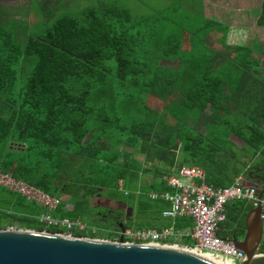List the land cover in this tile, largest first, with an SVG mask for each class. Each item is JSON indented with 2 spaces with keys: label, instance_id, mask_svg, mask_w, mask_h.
I'll return each instance as SVG.
<instances>
[{
  "label": "trees",
  "instance_id": "16d2710c",
  "mask_svg": "<svg viewBox=\"0 0 264 264\" xmlns=\"http://www.w3.org/2000/svg\"><path fill=\"white\" fill-rule=\"evenodd\" d=\"M162 19L110 5L90 10L83 23L60 17L21 46L0 31V172L64 197L51 215L85 222L76 236L117 241L126 228L184 230L192 219L162 218L168 202L149 196L171 191L164 175L179 164L198 166L206 184L229 187L240 171L249 181L247 173L264 166L263 46L217 50L206 37L221 24L203 19L204 49L185 54L181 42L189 37L158 44ZM256 23L264 29V2ZM168 61L175 65H159ZM154 99L161 108L151 107ZM256 176L264 181V170ZM0 194V229L60 231L37 223L40 206L6 189ZM227 208L222 238L243 232L251 209ZM262 232L256 252L264 253V221ZM181 243L194 244L189 237Z\"/></svg>",
  "mask_w": 264,
  "mask_h": 264
},
{
  "label": "built area",
  "instance_id": "2783aa9c",
  "mask_svg": "<svg viewBox=\"0 0 264 264\" xmlns=\"http://www.w3.org/2000/svg\"><path fill=\"white\" fill-rule=\"evenodd\" d=\"M204 180V172L200 167L182 164L178 167L176 175H164L162 178L171 191L152 192L149 195L151 199L161 198L168 202L169 208L162 212V218L174 220L178 217H187L192 219L191 227L185 230H175L174 227L159 230L120 229L118 241L178 246L177 240L189 237L194 244L192 246L183 244L181 247L219 253L241 264L245 257L244 252L229 238L218 236L217 229L226 218L225 206L228 202L245 201L251 208L255 207L257 190L242 186L239 178L235 179L229 187H213L206 184ZM0 188L16 193L40 206L43 212L36 217L37 223L60 230L56 232L57 234L76 236V233H81L88 228V225L79 219L54 218L51 213L61 204L60 198L47 195L7 173L0 172ZM260 205L264 210V199L260 200ZM64 209H71V205L66 204ZM260 217L264 218V211Z\"/></svg>",
  "mask_w": 264,
  "mask_h": 264
},
{
  "label": "water",
  "instance_id": "95a60500",
  "mask_svg": "<svg viewBox=\"0 0 264 264\" xmlns=\"http://www.w3.org/2000/svg\"><path fill=\"white\" fill-rule=\"evenodd\" d=\"M264 170L247 173L258 181L257 205L244 217L243 238L232 235V243L244 252L241 264H264V253L256 252L263 241L264 181L256 176ZM0 264H240L219 253L195 251L177 245L113 242L104 239L67 236L34 230L0 229Z\"/></svg>",
  "mask_w": 264,
  "mask_h": 264
},
{
  "label": "rangeland",
  "instance_id": "374dc122",
  "mask_svg": "<svg viewBox=\"0 0 264 264\" xmlns=\"http://www.w3.org/2000/svg\"><path fill=\"white\" fill-rule=\"evenodd\" d=\"M97 3L92 4V7L96 6V8L99 7V3H102V5H116L119 7H125L128 9L131 13V15L135 18L137 17H151L155 12H160L161 16L164 17L161 21L156 23L155 25V36L157 40H159L160 43L165 41L166 39L168 40H180L184 39L185 37H189L192 39L193 42H186L182 41L181 42V52L185 54H193L196 53L194 52L198 48L204 49L205 44L200 43V40L205 38L207 34V26L205 25V22H203V19H212L214 21H217L214 17H208L204 16V13L202 12V9L200 7L199 1L200 0H96ZM208 2V5L210 4H215V0H206ZM206 2V3H207ZM39 13L40 18L37 20V25L39 26V29L41 31L46 30L45 28V22L42 20V11L37 10ZM54 13L58 17L59 15H67V16H72L75 18H78L81 23H83V17L81 12L76 9V7H71V6H56L53 8ZM207 13V12H206ZM209 15L213 16H218L219 14H216L214 10L210 9ZM55 22V21H54ZM221 24V23H220ZM203 26V27H202ZM24 34V33H20ZM25 37V35H23ZM218 36V37H217ZM212 37V38H211ZM225 37V28L223 26H218L217 30L215 32L210 33V35L206 37V39H209V43L217 50H226L227 53H231L232 49L230 50V46H227L225 43L220 41L221 38ZM19 41H18V40ZM18 44L23 43L24 38L23 37H17ZM188 39V38H187ZM200 39V40H199ZM219 39V40H218ZM180 44V43H179ZM151 47L157 48L154 45L151 44ZM202 53V52H201ZM234 53V52H232ZM160 66L164 67H171L174 66V63L170 62H160ZM264 66V62L263 65ZM26 72H28L29 68L31 67L30 63H25L24 64ZM150 105L153 108L159 109L161 108V102L158 100H152L150 101ZM231 141L235 143V148L239 147L240 142L232 136L230 138ZM126 150H129L128 148H125ZM137 158H142L140 155H135ZM178 159H181L180 155L178 156ZM239 179L241 180L242 186L246 187H256V183L254 181H246L244 179L243 173L240 171L239 172ZM144 182L149 181V177L146 176L143 178ZM4 189V188H2ZM1 191V188H0ZM3 195L0 194V200L2 199ZM61 197V196H59ZM60 199H64V197H61ZM244 204L247 205L245 201H230L226 204L227 212L230 211L229 207L234 204ZM98 205H102L105 208L108 209H119L121 206L119 204L110 202V201H99ZM226 212V213H227ZM10 230H24L21 228H16V227H10L8 228ZM185 230V229H184ZM238 238L242 239L243 238V233L238 234ZM113 242H118V240H109ZM176 244L178 246L183 245L180 241L177 240ZM260 246V245H259ZM258 246V247H259Z\"/></svg>",
  "mask_w": 264,
  "mask_h": 264
},
{
  "label": "crops",
  "instance_id": "0c3cea01",
  "mask_svg": "<svg viewBox=\"0 0 264 264\" xmlns=\"http://www.w3.org/2000/svg\"><path fill=\"white\" fill-rule=\"evenodd\" d=\"M206 2V0L199 1V3H201L200 7L204 16H208L210 18L214 17L217 22L219 24L221 23V26L225 28V37L220 39L223 44L225 43L227 46H230V48H233L255 43L259 46H263L264 48V29L256 23L264 0H215V4L212 3L210 5ZM94 3H97V1L0 0V31L4 33H12L16 35V37H23L24 39L32 33L42 34L52 26L56 19L67 16L59 15L56 17L57 15L53 11V8L56 6L76 7V9L81 12L83 19H85L90 10L96 8V6L92 7V4ZM110 5L106 4L103 6L102 3H99V7H108ZM210 9L214 10V12L219 15H209L208 13H210ZM37 10L42 11V20L46 23V30L44 31H41L37 25V20L40 18ZM69 17L78 19L72 16ZM20 33H24L23 35H25V37ZM177 161L180 162V159ZM180 165L182 164L176 166V169L172 170V172L168 175H176V171ZM247 205L249 206V204ZM243 232L240 231L232 235H236L238 238V234ZM232 235H224L223 238L230 239Z\"/></svg>",
  "mask_w": 264,
  "mask_h": 264
}]
</instances>
